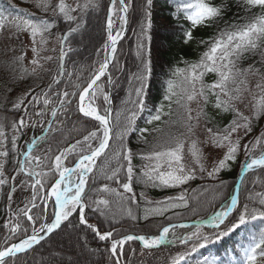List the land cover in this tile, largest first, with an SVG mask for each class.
Listing matches in <instances>:
<instances>
[{"label": "snow or ice", "instance_id": "snow-or-ice-1", "mask_svg": "<svg viewBox=\"0 0 264 264\" xmlns=\"http://www.w3.org/2000/svg\"><path fill=\"white\" fill-rule=\"evenodd\" d=\"M236 3L243 8L246 14L241 18V22L225 21L224 27L220 28L209 40H201L199 43L206 44V50L198 60H184L183 67H176L173 70L172 77L166 81L162 101L154 112L149 110L151 114L146 120L148 125L164 123L169 129L178 126V129L183 130L164 133L159 126L154 129L148 127L139 129L145 143H148L146 133L151 131L161 134L150 149L141 155V159L147 162L139 177L142 182L150 183L155 187L176 188L196 179L197 169L189 167L185 162L186 145L187 153L193 163L199 166L200 173H206L213 179L218 178L219 173L229 166V162L236 160L241 150L244 151L246 158L244 171L264 169V132L247 143L241 144L244 137L253 131L255 121L264 117V0H236ZM147 4L150 6L152 0H147ZM119 5L117 9V0H112L111 14L107 20L108 40L103 45L102 62H98V66L94 68L86 87L79 83H72L69 79L66 87H72L74 91L55 90L53 85L59 87L66 74L69 78L71 77V73H66L64 65L68 53L73 51L70 39L82 28L83 15L90 6H95L94 0H87L83 4L77 2L75 6L68 0H56L55 4L53 0H35V7L42 13L40 16H36L35 13L11 19L0 16V35L8 32L12 37L20 39L21 34L26 33L30 39L33 53L32 67L29 69L23 63L26 52L12 60V64L19 68L22 76L37 74L40 70L47 71L43 69L41 61H51L53 57L42 56L41 53L47 50L49 36L59 21H66L69 25L62 35L56 37L61 46L58 56L59 64L56 74L47 85V91L41 89L36 94L30 91L12 103L13 109L23 108L26 113L29 110L25 101L38 105L39 109L33 108L27 119L20 117L14 121L11 124V136L6 133L4 124L0 123V158H2L0 159V195L4 196L8 210L11 212V217L3 225L8 230V235L4 237V246L0 248V264H18L21 254L26 255L34 250L35 246L44 241L46 236L50 237L61 228L65 221H69L74 213H78L79 223L91 229L100 241H110L108 251L113 264H130L129 261L122 260L125 255L124 246L130 241L142 242L143 249H158L164 244L174 242L169 239V236L176 228L188 227L184 224L170 223L162 227L156 235H123L117 238L114 230L101 232L98 226L89 223L85 218V210L91 205L100 211L102 208L107 209L111 203L107 198L93 199L89 203L86 189L90 174L94 172L98 171L105 180L119 182L120 173L123 171L126 182L120 184L119 188H112L105 183L102 189L96 191L111 194L120 202L135 199L133 191L135 173L132 164L134 154L132 149L125 145V138L137 130L136 119L147 109L146 85L151 73V61L145 60L141 72L133 74L129 82L127 97L122 101L125 107L117 117L118 120L122 117V120L117 125L111 116V94L105 91V87L106 84H116V80L109 71V66L112 65L117 70H122L114 64V61H116L117 44L124 31L123 25L127 24L130 5L125 0H119ZM228 9L227 0H223L220 4L215 3L214 0H179L174 15L179 17L182 13L184 18L191 23V27L184 33V42L188 43L194 39L193 29L196 27L212 26L222 21ZM78 11L79 15L76 14ZM150 15V12H146V17H148L144 26L146 28L151 27ZM113 16H119L122 25L115 31ZM72 24H75V27H72ZM142 36L148 38L147 32L143 31ZM10 50L14 51V49ZM144 50V43L138 40L137 56H141ZM252 57H259V59L254 60L247 67L241 66L245 58ZM210 73L215 75L211 83L205 79ZM104 77L106 81H102ZM251 78L256 79V92H253L250 86ZM132 81H135V84ZM247 95L251 96L252 114L250 116L245 115L239 108V105L245 102ZM73 98H76V111L82 114V117L98 122L96 128L88 131L82 139H77L74 143L58 149V154H52L49 148L43 154L34 155L33 153L41 146V142H48L50 133H60L64 128L65 120L61 117L67 118L72 110ZM101 98L107 106L97 104V100ZM193 103L197 104L196 109L192 108ZM210 103L219 113L232 114L229 123L223 127L215 123L213 127H207V124L213 123V117L206 110ZM129 104L131 108L127 107ZM173 105L180 113L177 119H172ZM194 111L195 115H193ZM33 116L36 119H32ZM165 117L168 119L165 120ZM202 119L205 122L206 132L209 134L203 143H211L217 148H226L223 158L210 171L203 163L205 157L201 147L202 142L195 136L194 131ZM37 125L41 126L42 130L46 127L47 132L31 140L27 150L23 152L25 159L19 161L16 157L17 165L14 166L17 175L26 174L27 179L21 180L19 187L21 190L31 188V196L24 208L13 212L11 205L18 185L15 183L16 176L6 175L5 166L10 159L9 153L18 148L17 141L22 129ZM114 128L118 129L115 132V140L118 143L117 146L112 147L110 141L113 140ZM241 131L243 136L240 135ZM69 156L75 158L73 167L65 165ZM101 157L104 159L98 165L97 161ZM45 167H48L47 171H44ZM50 175L58 176V179L48 184L47 177ZM72 176L76 177L75 181L72 180ZM223 183L221 181V184ZM5 186L8 187V191H3ZM120 188L123 191H120ZM238 191L239 185H237ZM141 195L143 196V193ZM38 200H40L39 204ZM145 200L147 201L146 197ZM256 200L259 206H256ZM48 201L52 202L51 218L48 216ZM248 201L238 210L239 196L232 195L230 203L222 204L220 210L214 211L204 222L211 225L213 232L206 234L202 231V225H197L195 230L188 234L175 237L179 243L189 245V247L184 252L177 253L172 258L171 264L186 262L192 253L221 240L251 221L264 222V192L255 193V197L249 195ZM147 203L155 204V207L145 208L143 217L145 220L153 215H163L173 208L188 206V200L183 192L175 197H166L163 201H147ZM35 209H39V213L34 212ZM123 211L132 219H137L130 207L124 208ZM233 213L236 215L233 216ZM104 214L105 212L101 211V215ZM24 220L28 222L27 226ZM37 224L39 227L36 226ZM131 251L135 254L134 249ZM243 254L244 264H264V230H261L258 236L253 237L248 247L243 249ZM197 264H219V261L204 257L202 261H197Z\"/></svg>", "mask_w": 264, "mask_h": 264}, {"label": "trees", "instance_id": "trees-1", "mask_svg": "<svg viewBox=\"0 0 264 264\" xmlns=\"http://www.w3.org/2000/svg\"><path fill=\"white\" fill-rule=\"evenodd\" d=\"M110 1L97 0L96 5L88 9L84 15L82 28L70 39V46L73 51L69 52L64 60L66 73H71V77L69 78L66 74L61 85L59 87L53 85V89L74 91V88L66 87L69 79L72 83H79L84 87L87 86V82L90 80L94 68L98 66V62H102L103 60V45L107 41L106 22ZM126 1L130 5L129 31L126 37L119 43L116 52V61H114V64L122 70H117V68L111 65V73L113 79L116 80V84L113 85V121L117 125L122 120V117L119 120L117 117L125 107L122 101L127 97L130 86L129 82L133 74L141 72L145 60L151 61V73L146 85V110L150 116L151 113L149 110L154 112L162 101L166 81L172 77L173 70L176 67H183L184 60H198L200 55L206 50L207 45L199 42L201 40L207 41L214 36L220 28L224 27L225 21L229 23L241 22V18L246 15L243 8L237 5L236 0H227L229 9L225 12L224 19L216 22L212 26L196 27L193 29L194 39L185 43L184 33L191 27V23L184 18L182 13L179 17L174 15L179 0H152L150 6L147 4V0ZM214 2L220 4L223 0H214ZM153 7L157 8V17L150 15L151 27L146 28L144 27L148 19L146 12H150L151 14ZM0 10L7 14H14L18 12L19 8L9 0H0ZM94 17H96L100 24L99 40L91 42L87 48L80 50L77 45V40L87 27L88 21ZM71 26L75 27V24ZM68 27V22L59 21L56 27L57 36L62 35ZM143 31L147 32L148 38L142 36ZM138 40L145 45V50L141 56H137ZM57 42L58 50L53 60L49 62L48 66L43 65V69L47 71L40 70L37 74H24L23 76L19 68L12 64V60L16 56L25 53V51L21 50L19 53H15L6 50L0 45V123L4 124L5 131L9 136L12 134L11 124L14 121H17L20 117L27 119L33 108H36V110L39 109L38 105L29 104L25 101V105L29 110L26 113L23 108L20 110L13 109L12 103L18 98L24 97L30 91L33 94L39 93L41 89L47 91V85L51 82L53 75L56 74L59 64L58 56L61 46L59 41ZM258 59L259 57L245 58L241 66L247 67L254 60ZM23 63L29 69L32 67L31 61L27 56ZM214 78L215 75L210 73L205 79L211 83ZM102 81H106V78ZM132 83L135 84V81H132ZM105 91H108L107 84ZM97 103L98 105L105 106L102 98L98 99ZM127 107L131 108L132 106L129 104ZM206 110L213 117V123L207 124V127H213L214 123L223 127L232 119L231 113H219L211 103L207 106ZM173 111L174 115L172 119H177L180 113L175 105H173ZM32 119H36V117L33 116ZM61 119L65 120L64 128L60 133H50L48 142H41V146L33 153L34 155L43 154L49 148H51L52 154H58V149H62L69 143H74L77 139H82L83 135H86L88 131L94 130L98 125V122L91 118L82 117V114L76 111V98H73L72 110L68 113L67 118L61 117ZM164 119L167 120L168 118L165 117ZM201 121L205 126L204 120L202 119ZM136 123L137 119L135 122L137 130L131 132L125 138V145L131 148L134 154L132 164L135 173L133 177L135 199L120 202L111 194L96 191L97 189H102L105 183L112 188H119L120 184L126 182L123 171L120 173L119 182L105 180L98 171L89 177L88 188L86 189L89 196V203L93 199L100 198H107L111 201L107 209L102 208L98 211L94 205L86 209L87 216L96 222L101 231L115 229L114 233L117 238L128 233L145 236L156 235L161 231L162 227L170 223L207 219L214 211H218L222 204L229 203L241 169L246 163L243 150L238 153L235 161L229 162V166L223 169L216 179L208 177L205 173H200L196 175V179L176 188L155 187L139 179L141 173L144 171L143 166L147 163L141 159V155L150 149L151 145L155 143V140L161 134L151 131L146 133L145 136L148 143H145V140L141 138ZM147 126L150 129L152 125ZM158 126L163 129L164 133L169 131L175 133L177 130H183L178 129V126H173L169 129L164 123H160ZM46 130V127L42 130L39 125L22 129L21 133H19L20 138L17 141L18 148L9 153L10 159L5 166V172L8 177L16 176V180L27 179L26 174L17 175L14 168L17 165L16 157H18L19 161H22L24 156L23 152L27 150V146L31 140L34 137L42 135ZM117 130V128H114L113 140L111 142L112 147L117 146L118 143L115 140V132ZM261 132H264V117L255 121L253 131L244 137L241 144L247 143ZM8 147H11L10 144ZM103 159L104 157H101L97 164L99 165ZM74 160V156H69V159L65 163L71 164ZM47 170L48 167H45L44 171ZM56 178L57 176L52 175L47 177L48 184L54 182ZM221 181L224 183L221 184ZM18 190L19 187H17V192ZM3 191H8V187L5 186ZM120 191H123V189L120 188ZM17 192L14 196L17 195ZM181 192L186 195L188 200L187 207L173 208L163 215L150 216L147 220L143 218L145 208L155 207V204H148L147 201H163L166 197H175ZM259 192H264V169H256L244 177L239 194L240 205H238V210L244 203L249 202V195L255 197V193ZM141 193H143V196ZM28 195V197L24 196L19 202H12L11 208L13 212L24 208L31 194ZM255 203L256 206H259L258 200ZM128 207L132 209L137 219L134 220L124 213L123 209ZM101 211H104L105 214L101 215ZM34 212L39 213V209H35ZM235 215L236 213L233 216ZM48 216L51 218V208ZM10 217L11 212L8 210L5 198L3 195H0V248L4 246V237L8 235V230L3 225ZM23 222L27 226L28 222L26 220ZM36 226H39V224ZM195 228V226L176 228L174 233L169 236V239L174 240V242L164 244L153 251L143 249L137 241H130L124 246L125 255L122 257V260L129 261L130 264H171L172 258L177 253H182L189 247V245L179 243L178 240H175V237L186 235L190 231L195 230ZM261 230H264V222L259 220L251 221L248 225L241 226V228L223 237L221 240L208 244L205 248L199 249L198 252L192 253L187 258V261L181 262V264H197V261H202L207 256L215 258L219 261V264H241L244 259L243 249L248 247L253 237L258 236ZM202 231L207 234L214 230L202 229ZM74 233L78 238L80 237V248H83V251L70 254L61 251L57 245L60 244L62 246L63 243L57 240V237H62L63 234L70 235ZM108 249L109 245L101 242L91 229L80 224L77 215H74L69 218V221H65L61 228L51 234L45 241L35 246L34 250L29 251L26 255L21 254L18 264H113ZM132 249L135 250V254L132 253ZM84 252L92 255L93 260H86L83 255ZM81 257L84 260H81Z\"/></svg>", "mask_w": 264, "mask_h": 264}, {"label": "rangeland", "instance_id": "rangeland-1", "mask_svg": "<svg viewBox=\"0 0 264 264\" xmlns=\"http://www.w3.org/2000/svg\"><path fill=\"white\" fill-rule=\"evenodd\" d=\"M9 1L19 8L18 12L15 14H4L3 12L0 11V16L8 17L11 19V18L16 17V16H25L26 17L29 13H35L37 15L42 14L40 12V10L35 7V0H9ZM96 1L97 0H94V5H96ZM68 2L71 3L73 6H75V4L77 2L83 4V3H86L87 0H68ZM55 3H56V0H53V4H55ZM92 7L93 6H90L89 8H92ZM118 8H119V6L117 5V9ZM76 14L79 15V11ZM155 14H156V12L154 11L153 15H155ZM49 15H50V13H49ZM84 15H83V17H84ZM113 20L115 21V26H116V23L118 21H120L119 16H113ZM92 26H91L92 28L90 29V32H92V31L94 32L95 30L97 32L100 31V24H99V21H97V19L95 20V22H93ZM56 37H57V29L55 28V29H53L52 34L49 36V43L46 46L47 50L41 53L42 56H52L54 58V56L56 55L57 50H58V42H57L58 40L56 39ZM0 45L9 51H11L10 49H14V51H11V52H15V53H19L21 50H24L27 54L26 55L27 58H29L30 61L33 58V53L31 51V42H30V39L26 33L21 34L20 39H16V38L12 37L10 33L5 32L3 35H0ZM52 49H55V51H52ZM41 62L43 65L48 66L50 61H41ZM255 83H256V79L251 78L250 86L252 87L253 92L257 91L255 89ZM250 101H251V96L247 95L245 102L243 104L239 105L240 110L243 111L245 115H249V116L252 114V108H251ZM192 108L196 109L197 104L193 103ZM147 112L148 111L145 110L144 112H142L138 115L137 123H136V126L138 127V129L148 127L146 120L149 117V114ZM193 115H195V111L193 112ZM157 126H158L157 124H153L152 126H150V129H154ZM194 131H195V136L198 137L199 140L202 142L201 147L203 148L204 157H205L203 163L205 164V167L210 171L212 169V167L220 159L223 158V156L226 152V148H217V147H214L211 143H203L204 141L207 140L209 134L206 132V128H205L202 121H200L199 126ZM240 135L243 136L242 131L240 132ZM0 159H2V158H0ZM185 162L189 167H195L197 169L196 175L200 174L199 166L193 163L191 157L187 153V145L185 148ZM21 180H23V179H18L15 181V183L18 185V187L21 183ZM72 180L75 181L76 177L72 176ZM28 194H31V188H24L23 190H21V188L19 187L17 195L13 196L12 202H14V203L16 201L19 202L24 198V196L28 197L29 196ZM72 235L76 236V238L74 239V245L80 247L81 246L80 245L81 244L80 237L78 238V236L75 233L70 234V236H72ZM67 236H69V235H66V234L62 235V237L64 239H66ZM57 246L59 248L61 247L60 244ZM83 255H84L86 260L87 259H89L90 261L93 260L92 255L88 254L87 252H84ZM81 260H84V258L81 257ZM242 264H244V260H243Z\"/></svg>", "mask_w": 264, "mask_h": 264}, {"label": "bare ground", "instance_id": "bare-ground-1", "mask_svg": "<svg viewBox=\"0 0 264 264\" xmlns=\"http://www.w3.org/2000/svg\"><path fill=\"white\" fill-rule=\"evenodd\" d=\"M95 19H96V17L91 18V20L88 21L87 27L80 34V38H78V40H77V43H78L77 45H78V48L80 50L87 48L91 42H96L97 40H99V32H97L96 30L94 32L93 31L90 32V29L93 27L92 25H93V22H95ZM74 214L78 216V213H74ZM85 218L88 219L89 223L92 224V220L89 216H87V214H85ZM75 238H76V236H74V235H72V236L69 235V236H67L66 239L58 236L57 240H59L63 243V245L59 249L63 252H66L67 254L76 253L78 251L82 252L83 248L81 249L80 247L74 245V239Z\"/></svg>", "mask_w": 264, "mask_h": 264}, {"label": "water", "instance_id": "water-1", "mask_svg": "<svg viewBox=\"0 0 264 264\" xmlns=\"http://www.w3.org/2000/svg\"><path fill=\"white\" fill-rule=\"evenodd\" d=\"M112 7V1H111V4H110V7H109V11ZM123 14V13H122ZM124 15V14H123ZM128 27H129V16H128V13H127V24L126 25H123V28H124V31L122 32V38L119 40V42L126 36L127 32H128ZM118 42V44H119ZM117 44V46H118ZM111 66V65H110ZM110 66H109V71H110ZM109 86V93L111 94V100H112V104H111V107L113 106V85H108ZM107 106V105H106ZM111 116H112V112H111ZM110 144H111V141H110ZM75 163V162H74ZM74 163L69 166V167H73L74 166ZM249 171H244L242 170V173L239 177V180L237 182V185H239V189H240V185H241V182H242V177L244 178L245 174H247ZM58 179V178H57ZM237 185H236V189H235V194L234 195H238L239 196V191L237 192ZM50 191V190H49ZM48 203L49 201L47 202V206H48ZM78 219V218H77ZM208 220V219H207ZM205 220V221H207ZM205 221H201V222H195L194 224L196 225H202V227H210L211 225L207 224V223H204ZM181 224H184V225H189L188 223H180V224H176V225H181ZM94 225H96L94 223ZM48 238V236H46L45 240ZM44 240V241H45ZM43 241H41L42 243ZM140 242V241H138ZM140 244L142 245V242H140ZM37 246V245H36ZM143 246V245H142Z\"/></svg>", "mask_w": 264, "mask_h": 264}]
</instances>
